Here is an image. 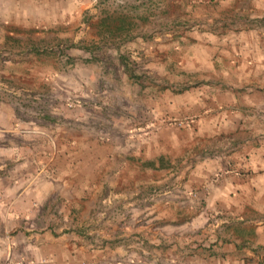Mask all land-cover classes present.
Returning a JSON list of instances; mask_svg holds the SVG:
<instances>
[{
	"label": "crops",
	"instance_id": "crops-1",
	"mask_svg": "<svg viewBox=\"0 0 264 264\" xmlns=\"http://www.w3.org/2000/svg\"><path fill=\"white\" fill-rule=\"evenodd\" d=\"M67 9L66 0H0L1 46L36 39L39 23L60 22L47 11L67 16ZM166 9L179 22L173 39L191 43L182 60L191 87L169 101L183 129L166 127L174 132L163 129L139 157L126 152L123 161L116 148L106 158L96 141L63 131L34 136L17 116V94L0 92V189L9 202L0 264H101L102 249L91 242L106 238L105 225L117 227L123 207L140 247L119 250L126 258L116 264H264V0L147 3L161 53ZM55 209L63 227L20 229L26 217L49 225Z\"/></svg>",
	"mask_w": 264,
	"mask_h": 264
},
{
	"label": "rangeland",
	"instance_id": "rangeland-1",
	"mask_svg": "<svg viewBox=\"0 0 264 264\" xmlns=\"http://www.w3.org/2000/svg\"><path fill=\"white\" fill-rule=\"evenodd\" d=\"M66 2L67 16H54L47 11V20L56 17L60 22L39 23L36 39L10 49L0 43V92L17 94V116L23 125L29 124L23 130H33L34 136L63 131L71 139L91 138L106 151V158L117 148L124 161L126 152H133L136 158L143 148L155 145L153 140L166 127L183 129L180 120L174 121L169 101L173 93L190 90L191 74L183 70L182 60L192 49L190 41L175 40L170 34L179 22L168 20L169 10L166 9L165 24L167 46L161 53L155 43L157 13L152 11L153 22L145 18L147 3L156 8L157 0ZM83 5L86 7L81 11ZM27 42L32 45L29 47ZM13 56L21 60L13 61ZM175 76L182 81L175 83ZM176 115L184 118L183 113ZM174 130L166 128L169 134ZM11 179L13 183L12 176ZM162 190L156 189L152 194H161ZM3 196L0 189V231L5 226L3 218L9 204ZM52 214L55 215L49 225L40 227L37 220L26 217L20 229L43 232L46 226L63 227L55 223L63 212L55 209ZM119 217L116 228L105 225L106 238L91 242L92 248L102 249L101 264H116V257L123 263L125 252L119 250L140 247L136 237L130 240L124 207ZM85 229L89 237L93 235V223Z\"/></svg>",
	"mask_w": 264,
	"mask_h": 264
}]
</instances>
